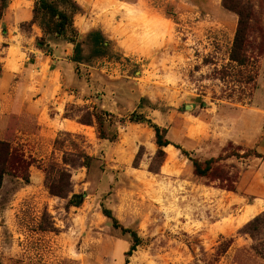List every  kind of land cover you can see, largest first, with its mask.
Segmentation results:
<instances>
[{
  "label": "rangeland",
  "instance_id": "obj_1",
  "mask_svg": "<svg viewBox=\"0 0 264 264\" xmlns=\"http://www.w3.org/2000/svg\"><path fill=\"white\" fill-rule=\"evenodd\" d=\"M73 1L83 55L99 30L106 57L76 65L53 37L38 49L34 0L0 17V141L32 162L28 183L0 188V264H264L245 231L264 213V0ZM239 21L243 65L230 60ZM137 115L164 131L161 163ZM190 159L213 173L195 176ZM51 166L71 175L64 198L45 188Z\"/></svg>",
  "mask_w": 264,
  "mask_h": 264
},
{
  "label": "trees",
  "instance_id": "obj_2",
  "mask_svg": "<svg viewBox=\"0 0 264 264\" xmlns=\"http://www.w3.org/2000/svg\"><path fill=\"white\" fill-rule=\"evenodd\" d=\"M10 0H0V17L3 11L6 9L7 2ZM80 7L73 0H34L33 17L32 22L37 23L40 30L43 33V37L38 39L36 46L38 49H44L45 52H49V47L44 43L45 37L60 38L63 41L70 43L73 46V53L70 61L76 65L83 62H87L90 59L104 58L107 56L110 50V42L104 38L103 34L99 30L91 31L87 36V43L89 46V54L87 57L83 55L82 42L79 41V35L73 26V17L80 13ZM240 21L242 18L241 11L238 12ZM239 21L238 31L236 32L233 48L230 55V60L236 62L239 65L245 63L246 54L245 41L241 37L242 24ZM135 122H146L155 133L156 145L158 147L157 153L154 157L153 163H161L164 153L162 148L168 145V142L164 139L163 130L156 125L146 121L143 116L137 115ZM89 122L88 120H82L80 123ZM101 138H104L100 132ZM57 143V140L56 142ZM92 157L86 153H82L80 156L79 165L88 168ZM63 165H69L74 167L72 161H68L65 157L62 159ZM193 167V173L197 177H209L213 173L211 164L212 160H207L200 163L197 160L190 159ZM32 162L27 160L24 155L17 148L13 147L10 143L0 141V188L5 176H11L22 180L24 183L29 181L28 169ZM154 170L153 168H150ZM45 171V188L49 194L56 197H66L70 192V180L71 175L66 168H60L55 170L53 166L51 168L44 169ZM76 196L73 195L68 201L67 206H76ZM103 214L115 223L110 211L103 210ZM246 234L253 240L254 245L252 250L264 259V213L257 216L253 221L245 226ZM124 232L129 233L128 230ZM132 245L127 255L129 256L135 247L139 245V238L136 234L131 233Z\"/></svg>",
  "mask_w": 264,
  "mask_h": 264
},
{
  "label": "crops",
  "instance_id": "obj_3",
  "mask_svg": "<svg viewBox=\"0 0 264 264\" xmlns=\"http://www.w3.org/2000/svg\"><path fill=\"white\" fill-rule=\"evenodd\" d=\"M259 65L260 73L257 77V87L253 92V102L261 111H264V55L260 57Z\"/></svg>",
  "mask_w": 264,
  "mask_h": 264
}]
</instances>
